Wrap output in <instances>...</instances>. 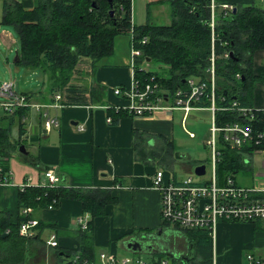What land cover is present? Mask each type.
Segmentation results:
<instances>
[{
  "label": "crops",
  "instance_id": "1",
  "mask_svg": "<svg viewBox=\"0 0 264 264\" xmlns=\"http://www.w3.org/2000/svg\"><path fill=\"white\" fill-rule=\"evenodd\" d=\"M17 1L27 8L33 6V0ZM256 1L210 0V6H213L215 16L221 12L222 5L253 3L260 6ZM130 3L132 25L166 26L171 23V8L164 0H131ZM3 34L11 38L10 33ZM131 43L130 36L116 37L112 54L101 59L87 79L77 80L84 87L91 84L103 87L102 103L74 106L62 105L60 99L50 103L37 101V97L33 102L29 100L42 107L28 110L23 119L22 134L18 128L14 129L12 138L23 143L26 153L14 152L8 157L10 176L8 181L0 183V211L7 212L10 222L14 223L19 213L18 193L25 186L46 185L43 172L51 169L60 176L59 185L109 189L117 199L116 203L105 207V214L92 221L93 261H97L100 253L107 252L118 258L129 256L148 264H191L194 246L180 229L162 222L159 195L152 187V177L157 170H163L165 177L173 180L186 177L169 171L173 168L177 148L183 142L181 136L186 135L187 142L196 140L201 125L211 127L212 113L207 106L183 110L173 106L166 97L160 103L163 109L143 116L128 114L125 109L129 99L115 95L112 90L132 87ZM252 63L257 80L253 83L251 105L254 109L264 110V50L254 52ZM106 107L126 113L114 116L116 122L108 123L107 117L112 119V116L108 115ZM6 118L7 115H3L0 121L6 122ZM47 118L55 119L57 125L46 129L43 123ZM165 142L171 143L173 148L169 166H165L160 157H142L150 151L157 153ZM241 151L240 169L231 175L235 183L247 188L264 185V150ZM196 166L201 164L196 163ZM215 166L211 162L209 178ZM204 175L205 169L199 177ZM203 180L206 179L199 181ZM29 213H32V219L49 225L43 229L47 233L44 232L42 238L45 244L51 235H55L58 242V248L44 247V264H65L55 263L53 254L58 249L79 250L80 244L73 235L78 230L75 220L85 216L89 221V214L82 212L79 201L66 198L61 199L57 207L35 209ZM211 237V264H251L247 255L264 260V223L260 221H220L214 226ZM141 254L148 256L147 259H142Z\"/></svg>",
  "mask_w": 264,
  "mask_h": 264
},
{
  "label": "trees",
  "instance_id": "2",
  "mask_svg": "<svg viewBox=\"0 0 264 264\" xmlns=\"http://www.w3.org/2000/svg\"><path fill=\"white\" fill-rule=\"evenodd\" d=\"M131 0H33L27 8L17 0H1L0 24L13 27L18 38L15 63L26 68H37L44 74V95L39 99L54 102L60 96L62 105H91L102 103L104 88L95 84L84 87L77 80L87 79L99 61L113 52L114 40L120 35L132 34L133 45L141 52L135 60L133 78L143 88L156 84L174 104L180 90L189 92V78L205 79L213 51L215 61V106L226 108L232 102L251 109V118L244 119L236 111L217 110L215 121L219 126L239 123L249 126L253 133H264V110L252 108L253 73L252 57L255 51L264 50V8L251 4H237L231 10L221 9L215 15L213 31L209 26L210 0H164L171 8L169 25L147 23L142 26L131 23ZM112 11V14L111 12ZM146 38L145 43L140 41ZM227 53V57L222 55ZM149 59L164 67L161 72L146 70L142 60ZM238 75V76H236ZM209 92V88L208 91ZM29 101L30 97L22 94ZM182 97V95H181ZM195 106H209L205 97ZM30 105L18 107L7 114L5 126H0V183L8 181L10 173L8 157L19 152L23 143L12 138L10 131L17 125L23 133L24 121ZM112 121L114 116L125 111L106 107ZM248 146V147H245ZM25 148V147H24ZM264 150V139L257 144L248 142L239 148L219 140L220 152L215 172L221 183L223 179L240 169L241 150ZM143 158L160 157L165 166L171 164L173 148L165 142L156 152L143 153ZM146 160V159H143ZM73 199L81 203L83 213H88L87 230H77L74 236L79 250L54 252L55 263L71 264L76 251L81 259L93 261L95 249L92 241V221L105 214L108 204L117 202L109 189L69 188L56 186H25L18 193V215L10 222L7 212L0 211V263L29 264L37 253L38 246H46L41 237L49 225L37 220L32 228L34 234H19L21 223L33 218L31 210L57 207L61 199ZM55 200V203L53 202ZM53 202V203H52ZM53 227V225H50ZM194 246L191 264H211L212 237L209 229H180ZM5 234L3 237L2 235ZM57 235V231H55ZM54 248H58L54 247ZM45 256V252H44ZM32 264V263H30Z\"/></svg>",
  "mask_w": 264,
  "mask_h": 264
},
{
  "label": "built area",
  "instance_id": "3",
  "mask_svg": "<svg viewBox=\"0 0 264 264\" xmlns=\"http://www.w3.org/2000/svg\"><path fill=\"white\" fill-rule=\"evenodd\" d=\"M221 9L231 10L233 6L225 4L221 6ZM214 18L213 6L211 5L209 18L211 31H213L215 23ZM129 36L132 42L129 63L134 70L135 60L141 56V52L134 47L131 33ZM140 42L145 43L146 38H143ZM222 56L227 57V53ZM145 62L146 60L143 59L142 63ZM187 84L189 92L183 93L178 90L175 93L177 98L173 106H178L187 111L195 106L194 103L200 101L201 98L205 97L209 100V106L207 107L211 110L213 121L205 144L211 152L213 167L220 154L218 150L220 139L235 147H241L248 142L257 144L264 139V133H253L252 129L247 125L243 126L237 122L225 124L224 126L216 124L214 115L217 110L236 111L244 119H250L251 109L241 107L235 101L226 108H217L215 106V61L213 51L210 55L209 66L205 69V79L189 78ZM208 88L209 92H206ZM13 89L14 85L12 82H5L0 88V95L6 99L1 105L7 113H13L18 107L22 106L30 105L37 109L42 107L41 105L30 104L25 96L16 94ZM112 91L115 95H122L129 99V105L125 111L131 116H143L158 109H163L160 103L167 97L163 96L166 95L165 92L159 91L156 84L147 83L142 89L139 88V84L134 78L131 89L123 90L120 87H116ZM54 98L59 100L60 96L55 95ZM111 120L110 117L106 119L108 123ZM43 125L48 129L52 125L56 126L57 121L47 118ZM43 175L47 184L40 186H56L61 181L60 176L51 169H46ZM152 187L159 195L162 222L177 229H209L212 232L214 226L220 221L240 223L260 221L264 223V185H256L249 188L242 187L237 185L231 176L226 177L220 183L214 170L210 178L203 181L193 180L190 176L180 180H173L166 178L163 170H157L152 177ZM53 202L55 203V200ZM47 208H53V204L48 205ZM30 211V208H26L22 213L26 214ZM75 223L79 230L88 229V220L85 216L77 217ZM36 224L37 220L34 219L21 223L19 234L23 236L33 235L34 231L32 228ZM46 245L48 247L58 246L55 235L50 236ZM79 253L80 251H76L73 255L71 264H148L129 256L118 258L107 252L100 253L97 261H90L81 259ZM247 259L251 264H264V260L252 255H247ZM161 264L165 263L161 262Z\"/></svg>",
  "mask_w": 264,
  "mask_h": 264
},
{
  "label": "rangeland",
  "instance_id": "4",
  "mask_svg": "<svg viewBox=\"0 0 264 264\" xmlns=\"http://www.w3.org/2000/svg\"><path fill=\"white\" fill-rule=\"evenodd\" d=\"M258 5L264 7V2L261 0L256 1ZM2 15V2L0 0V18ZM163 24V23H160ZM3 32L10 33L11 38L6 37ZM13 39V40H12ZM18 38L15 30L11 26L0 24V88L5 82H12L14 85V92L18 95L26 94L30 97L32 102L39 98L38 92L42 91L44 95V74L37 68H26L19 66L15 63V57L18 50ZM141 66L146 70L161 72L165 66L147 61L142 63ZM5 97L0 95V118L3 115H7L1 105ZM29 101L30 104L32 102ZM37 101H40L38 99ZM34 108V107H33ZM37 109V108H35ZM6 122L0 121V126H5ZM17 125H13L10 131L11 136L14 134ZM199 135L196 140L186 141L187 136L182 135L183 142L180 143L177 153L173 162V168L169 169L170 173H175L179 177L190 176L193 180L207 179L209 178L211 167V152L205 146V140L209 137L210 125H201L199 128ZM180 154V155H179ZM182 155V156H181ZM17 159V158H15ZM11 160V159H10ZM199 163L204 166L205 175L203 178L194 174L193 169ZM46 230L42 232L41 237L44 238ZM142 259H147L148 256L141 254ZM44 248L38 246L37 253L34 259L30 263L44 264ZM47 260V259H46Z\"/></svg>",
  "mask_w": 264,
  "mask_h": 264
},
{
  "label": "water",
  "instance_id": "5",
  "mask_svg": "<svg viewBox=\"0 0 264 264\" xmlns=\"http://www.w3.org/2000/svg\"><path fill=\"white\" fill-rule=\"evenodd\" d=\"M110 12H111V14H112V11H110ZM19 152H20L21 154H25V153H26V150H25V148H24L23 145L19 146ZM193 172H194V174L197 175V176L202 175V174L204 173V166H202V165H201V166H196V167L194 168ZM2 236L4 237L5 234H3ZM135 244L138 245L139 243H135Z\"/></svg>",
  "mask_w": 264,
  "mask_h": 264
}]
</instances>
